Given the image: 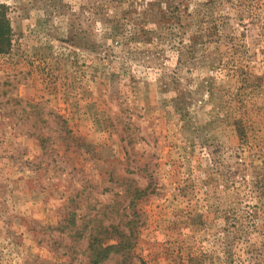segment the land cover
<instances>
[{"label":"rangeland","instance_id":"obj_1","mask_svg":"<svg viewBox=\"0 0 264 264\" xmlns=\"http://www.w3.org/2000/svg\"><path fill=\"white\" fill-rule=\"evenodd\" d=\"M82 1L0 0V264H91L103 231L133 243L102 264H264V1L225 2L180 91L93 52Z\"/></svg>","mask_w":264,"mask_h":264},{"label":"trees","instance_id":"obj_2","mask_svg":"<svg viewBox=\"0 0 264 264\" xmlns=\"http://www.w3.org/2000/svg\"><path fill=\"white\" fill-rule=\"evenodd\" d=\"M226 1L83 0L80 4L82 13L77 11V19L83 13L86 15L91 29L88 34L91 50L100 54L107 64L121 57L126 60H142L153 55L152 60L160 61L152 66L145 65V68L160 72V77L168 79L163 82L164 87L171 86L178 91L182 86L180 75L183 70L191 71L196 66L202 71L212 68L208 43L212 36H219L217 42H222L220 30L227 25V17L220 9ZM97 25L100 27V38L93 35ZM12 37L8 6L0 2V54L10 51ZM170 59L173 63L167 65ZM207 86L210 88L211 82ZM176 99L183 102L181 95H177ZM261 202L264 204V197H261ZM241 227L237 225L236 232H240ZM112 238L116 240L115 243L105 242ZM132 243L129 235L119 231L90 233L87 246L89 262L102 264L115 254L128 257ZM222 244V251L225 252L224 248L228 247Z\"/></svg>","mask_w":264,"mask_h":264}]
</instances>
